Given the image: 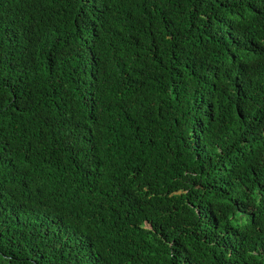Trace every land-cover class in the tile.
Returning <instances> with one entry per match:
<instances>
[{
    "label": "trees",
    "instance_id": "16d2710c",
    "mask_svg": "<svg viewBox=\"0 0 264 264\" xmlns=\"http://www.w3.org/2000/svg\"><path fill=\"white\" fill-rule=\"evenodd\" d=\"M0 264H264V0H0Z\"/></svg>",
    "mask_w": 264,
    "mask_h": 264
}]
</instances>
